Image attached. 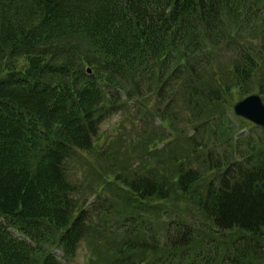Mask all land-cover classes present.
<instances>
[{
    "label": "trees",
    "instance_id": "trees-1",
    "mask_svg": "<svg viewBox=\"0 0 264 264\" xmlns=\"http://www.w3.org/2000/svg\"><path fill=\"white\" fill-rule=\"evenodd\" d=\"M258 1L0 0V264H69L87 237L110 249L113 264L151 256L164 264L254 263L244 246L226 255L216 239L233 229L264 230L258 146L250 166L209 152L210 166L225 169L203 192L195 190L197 168L180 169L173 181L141 169L118 174L115 183L143 216L107 207L110 197L82 203L68 162L96 147L100 124L124 98L135 110L166 101L170 117L161 121L175 127L184 107L196 124L232 88L264 95V26L258 32L241 24L258 14L246 8ZM217 50L233 56L225 70ZM170 182L194 201L211 233L175 222L164 236L157 232L162 225L150 210L165 213L157 207L169 199ZM107 218L118 226L99 230Z\"/></svg>",
    "mask_w": 264,
    "mask_h": 264
},
{
    "label": "rangeland",
    "instance_id": "rangeland-1",
    "mask_svg": "<svg viewBox=\"0 0 264 264\" xmlns=\"http://www.w3.org/2000/svg\"><path fill=\"white\" fill-rule=\"evenodd\" d=\"M251 6L258 14L241 24L247 31L255 27L256 31L260 32L264 26V0L246 8ZM227 17L231 19V16ZM245 17L246 15H243V19ZM216 55L224 61L225 70L232 61V54L225 50H217ZM224 81L229 83L231 78L224 76ZM231 90L230 95H225L218 104L208 109L196 124L189 123L191 110L184 107L181 111L184 115L183 120L173 123L175 127L168 121H161L162 118L170 117V114L165 112L166 101L161 109L159 105L146 101L136 111L128 99H124L122 106L115 109L117 111L113 114L106 115L100 124V131L95 139L96 147L91 151L77 152L68 162L69 176L79 187L77 197L87 206H92L96 202L99 204L110 197L112 201L107 207L118 209L122 214L132 211L143 216L145 212L135 210L136 203L130 200L125 189L115 183L114 179L118 174L126 175L141 169L173 181L180 169L197 168L202 179L199 185L195 186V190L203 192L211 182L222 176L225 169H214L210 166L207 158L209 152L214 159L225 157L228 162L244 166L257 163L258 150L264 151V129L234 114V104L245 96H242L237 88ZM262 96L264 100V95ZM106 109H109L108 104ZM174 184L170 182L172 193L169 199L157 207L163 209L165 213L158 217L153 212L154 208L150 210L151 216L162 225V231L157 232L164 236L168 231L166 229L168 222H175L172 224L173 228L185 224L194 226L196 235L199 230L201 234L211 233L213 228L210 221L203 217L189 195L177 191ZM151 216H148L149 219ZM99 224L97 226L99 230L111 227L115 229L118 221L115 218L111 222L107 218V222ZM218 235L216 240L224 245V254H235L244 246L242 250L249 254L253 264H264V230L260 235H252L239 229ZM122 236V233L116 235L114 243ZM87 238L81 243L76 257L69 264H113L110 249H106L104 243L95 237ZM202 238L203 235L200 236L196 249L201 248ZM183 254V251L177 253L175 263L182 261ZM157 260L151 256L140 264L167 262L166 258L163 262Z\"/></svg>",
    "mask_w": 264,
    "mask_h": 264
},
{
    "label": "water",
    "instance_id": "water-1",
    "mask_svg": "<svg viewBox=\"0 0 264 264\" xmlns=\"http://www.w3.org/2000/svg\"><path fill=\"white\" fill-rule=\"evenodd\" d=\"M234 111L243 119L264 128V102L260 95L253 94L237 102Z\"/></svg>",
    "mask_w": 264,
    "mask_h": 264
}]
</instances>
